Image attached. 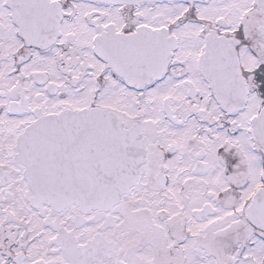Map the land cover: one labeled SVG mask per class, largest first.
<instances>
[{"label":"snow or ice","instance_id":"snow-or-ice-1","mask_svg":"<svg viewBox=\"0 0 264 264\" xmlns=\"http://www.w3.org/2000/svg\"><path fill=\"white\" fill-rule=\"evenodd\" d=\"M0 264H264V0H0Z\"/></svg>","mask_w":264,"mask_h":264}]
</instances>
